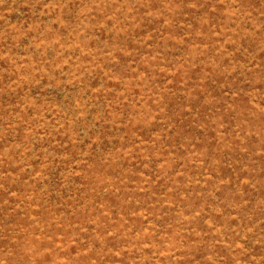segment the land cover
I'll return each instance as SVG.
<instances>
[{
    "label": "rangeland",
    "instance_id": "obj_1",
    "mask_svg": "<svg viewBox=\"0 0 264 264\" xmlns=\"http://www.w3.org/2000/svg\"><path fill=\"white\" fill-rule=\"evenodd\" d=\"M0 264H264V0H0Z\"/></svg>",
    "mask_w": 264,
    "mask_h": 264
}]
</instances>
